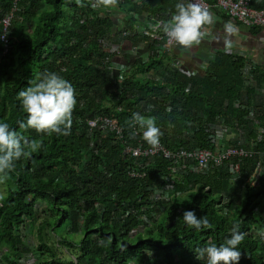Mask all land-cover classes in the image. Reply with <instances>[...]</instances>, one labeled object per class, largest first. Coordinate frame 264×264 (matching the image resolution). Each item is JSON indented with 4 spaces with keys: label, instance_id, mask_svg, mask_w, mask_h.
Wrapping results in <instances>:
<instances>
[{
    "label": "trees",
    "instance_id": "trees-1",
    "mask_svg": "<svg viewBox=\"0 0 264 264\" xmlns=\"http://www.w3.org/2000/svg\"><path fill=\"white\" fill-rule=\"evenodd\" d=\"M179 2L119 0L112 9H93L88 0L86 7L76 0H0V21L11 12L6 47L0 40V122L43 143L31 158L16 161L15 171L4 182L0 264H19L16 257L23 251L36 256L33 264H64L57 255L61 246L78 249L73 264H203L196 249L219 246L230 238L235 224L245 234L238 246L239 264H264L260 235L264 168L257 166V158L243 159L240 178L230 183L223 167L205 179L198 171L168 183L165 159L156 157L153 163L139 166L140 160L123 156L121 141L97 119L115 120L123 128V139L133 145L137 139L147 144L143 134L131 133L128 122L136 112L155 117L163 133L160 142L170 149L212 148L210 136L217 118H222L223 126L237 123L245 138L258 140L247 109L236 106L242 92L248 100L257 94L254 86L245 84L247 55L241 51L220 48L210 57L202 55L203 67L191 70L177 65L180 47L161 53L157 42L142 38L149 55L124 54L120 69L99 39L103 36L120 45L123 31L152 19L170 20ZM252 5L264 9V0H253ZM241 29L261 38L256 27ZM127 40L132 45L140 41ZM45 71L58 73L75 89L77 104L67 136L41 135L20 127L27 114L17 95ZM252 71L262 85L264 65L255 64ZM146 74L151 76L144 78ZM257 116L264 128V110ZM255 149H264V144ZM259 164L264 167V160ZM130 167H144L145 175L128 177ZM168 185L172 187L167 189ZM187 210L206 217L212 227L202 231L188 227L183 221ZM38 217L42 220L36 223ZM64 220L69 222L67 231L82 232L77 242L56 235L55 228ZM26 227L35 229L38 241L32 252L23 246ZM54 235L55 243L50 245Z\"/></svg>",
    "mask_w": 264,
    "mask_h": 264
},
{
    "label": "clouds",
    "instance_id": "clouds-1",
    "mask_svg": "<svg viewBox=\"0 0 264 264\" xmlns=\"http://www.w3.org/2000/svg\"><path fill=\"white\" fill-rule=\"evenodd\" d=\"M119 0H88L93 9H112L118 6ZM80 7H86L84 0H76ZM175 13L168 21H162L161 28L167 37V43L175 44L183 50H191L199 46L206 36L205 28L213 23V14L204 7L200 0H181L175 5ZM238 29L231 23L224 25L223 44L225 51L231 48V37ZM217 42H220L219 39ZM28 87L19 91L20 101L27 119L20 123L22 129L35 130L37 134L51 136L69 135L73 126V112L77 104L75 89L72 84L56 72L45 71L29 81ZM132 128L143 129L144 141L153 149L160 143L163 135L156 126L155 117H145L139 112L133 113L129 120ZM136 133L133 132L134 136ZM43 147L42 140H29L18 134L6 122H0V183H4L15 171V162L21 158H31L33 153ZM184 223L196 231L210 229L211 223L206 217H198L192 210L183 213ZM264 237V231L260 233ZM245 238L239 231V225L232 227L230 238L219 246L209 244L197 248L196 258L207 257V264H239L241 251L238 246ZM111 242V238H108Z\"/></svg>",
    "mask_w": 264,
    "mask_h": 264
},
{
    "label": "built area",
    "instance_id": "built-area-1",
    "mask_svg": "<svg viewBox=\"0 0 264 264\" xmlns=\"http://www.w3.org/2000/svg\"><path fill=\"white\" fill-rule=\"evenodd\" d=\"M200 2L212 14L219 12L242 27L258 28L260 30L261 40L264 41V9H254L252 7L253 0H200ZM12 10L13 8H11V11ZM10 21L11 12L6 14L0 21V40L3 42L4 47H6L8 42L7 36ZM160 22L162 21L159 19H152L149 21V25L136 23V26L133 29L123 31L122 36L124 38L146 37L149 42L159 43L158 48L161 53L172 52L177 45L174 43H167V37L163 33L162 29L157 27ZM99 39L101 42L103 41V44L107 45L109 52L113 54L115 59H121L124 56L125 51L122 46L106 40L103 36ZM131 50L135 52V48H131ZM231 50L234 49H230L229 51ZM236 51L240 52L239 49ZM245 61H247V64H245L244 72L248 75V78L245 79V84L249 83L258 88L259 86L253 76V64L249 58ZM181 64V60L177 58V65L181 67ZM150 76V74H146V76L144 75V78L148 79ZM259 93L261 100L264 101V92L259 89ZM240 97V101L236 104V106H241L242 108L247 109V118L252 122V127L257 130L258 133V140H251V147L249 148L244 147V144L240 139V136L244 134L242 126H239L237 123H234L230 127L223 126L222 118H217L215 125L212 126V128H214V134L211 135L210 138L213 143V147L209 149H170L166 148L161 142L157 148L153 149L148 144H142L140 139H137L133 145L123 139V128L118 125L115 120L107 117H98L97 119L104 125L103 127L107 126L111 128L114 132L115 138L121 141L123 145V156L140 160L139 166L153 163L156 157H162L165 159L168 162L167 168L170 170L169 175L164 178L168 183H172L175 171H177L181 177L187 174L197 173L199 171L198 174L200 177L205 179V176L212 173L217 167L227 169L230 174L229 180L232 182L240 178V164L245 158H257V166L260 167L261 170L264 168L259 164V161L264 160V149H255L260 143L264 144V128L262 126L261 117L257 116V114H259L258 112L254 110L251 111V109L248 108V100L245 99V97ZM130 129L131 133L135 132L136 134H143L142 130L132 127ZM144 169V167H140L139 169L137 167H130L126 171L128 177L138 179L145 175V172L141 171ZM258 180L259 176L257 175L256 182H258ZM168 186L172 187L171 185ZM168 186H166V188ZM261 239H264V237L261 236Z\"/></svg>",
    "mask_w": 264,
    "mask_h": 264
},
{
    "label": "crops",
    "instance_id": "crops-1",
    "mask_svg": "<svg viewBox=\"0 0 264 264\" xmlns=\"http://www.w3.org/2000/svg\"><path fill=\"white\" fill-rule=\"evenodd\" d=\"M221 15L222 14H220L219 12L213 13V23L211 25L206 26L205 28V31L207 34L204 37L200 45L207 47L206 49L201 48L200 45L192 48L191 50H183L180 48V51L182 52H181V55L178 57V59H181V63L184 65V67L187 66L191 70L193 68L195 69L200 64L198 63V60L200 59L201 61L203 60L202 55H206V57H210L212 53H214V51L220 48H224V44H223L224 25L229 22H231L238 29V31L231 37L232 49L234 50L239 49L243 54L247 55V58H245V60L249 58L253 66L255 64L264 65V46L261 45L262 43L261 38H259V36L251 37V35H248V33H244L241 29L244 27L240 26L239 24L234 23L228 17H226L227 19L224 20L223 19L224 16H221ZM146 24L149 25V21L146 22ZM142 38H146V37H137V39H140V41L137 43H134L133 45L129 40H127V38H125L123 39V41L120 42V46H122V48L124 49L125 54L133 55L134 53H137L138 55L142 57H147L149 55V50H148L149 48L147 47L148 45L146 44V42L141 40ZM218 39L220 42H217ZM249 46L251 47V49H249ZM131 48H135V52L132 51ZM114 60H115L114 64L119 66V68L121 69L122 58L114 59ZM245 64H247V62H245ZM119 68H115V71H117ZM244 81H245V78H244ZM257 84L259 87L258 88L255 87L256 92H257L256 95H249V100H248V95L245 94V92H242L241 96L245 97V99L248 100L249 109H251V111L254 110L260 113V112H263L264 110V101L261 100L259 89H261V91H264V81L262 85H259L258 82ZM244 147L249 148L248 146H244Z\"/></svg>",
    "mask_w": 264,
    "mask_h": 264
},
{
    "label": "rangeland",
    "instance_id": "rangeland-1",
    "mask_svg": "<svg viewBox=\"0 0 264 264\" xmlns=\"http://www.w3.org/2000/svg\"><path fill=\"white\" fill-rule=\"evenodd\" d=\"M200 46L203 49L207 48L203 45H200ZM231 48H232V46H231ZM198 63H200L199 65L202 66L201 59L198 60ZM262 92H264V91H262ZM240 139L242 140V143L244 144V146L251 147V142H252L251 140H248L247 138H245L244 135H241ZM225 142H226V140H225ZM174 177L176 178L177 181H179L181 179V175L178 174L177 171H175L173 174V178H172L173 181L175 180ZM230 182H231V180H229V183ZM168 187H167V189H170V187L169 188ZM4 192H5V183H0V199L3 198ZM159 192L160 191L158 190L156 192V194L158 195ZM40 220H42V218L38 217V219L36 220V223H38ZM52 222L54 223L55 219L52 220ZM68 223H69L68 220H64L60 226H57L55 228V232L57 233L56 235H59V236L63 235L69 241L77 242L81 238L82 232L74 234L73 232L67 231L66 229H68ZM23 233H24V235H23L24 236L23 237V246H24V248H27V249H29V251L32 252V250L35 249L36 244L38 242L36 237H35V229L32 230V229L26 227V229H24ZM47 233L50 235L51 231L48 230ZM56 235L51 236V238H49L48 242L50 245H54ZM3 252H4V248L0 249V254ZM78 254H79L78 249L74 248V247L73 248H65V247L61 246L57 249V255L61 259V261L64 262V264L75 263V257L78 256ZM35 258H36L35 255L29 254V253L23 251L16 257V261L19 264H32L35 261ZM200 262H202L203 264H207V257L205 256L204 258H201ZM137 264H144V263L139 262Z\"/></svg>",
    "mask_w": 264,
    "mask_h": 264
}]
</instances>
